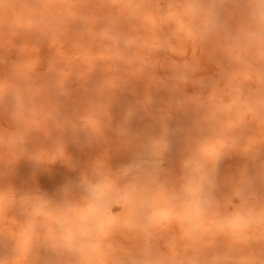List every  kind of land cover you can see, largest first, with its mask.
Here are the masks:
<instances>
[{
	"label": "clouds",
	"instance_id": "1",
	"mask_svg": "<svg viewBox=\"0 0 264 264\" xmlns=\"http://www.w3.org/2000/svg\"><path fill=\"white\" fill-rule=\"evenodd\" d=\"M106 4L117 11L109 14L106 25L99 29L95 16L80 15L76 11L78 4L68 0H37L33 4L0 0V16L18 10L25 22H31L33 29L50 36L54 43L66 35L70 24L79 22L83 31L73 45L87 40L106 48L110 67L123 66L134 77L150 74L152 83L170 92L185 85L206 91L207 95L197 92L177 103L200 111L202 118L216 127V136L224 143L212 157L200 149L183 159L180 181L169 190L160 182L161 158L170 148L165 130L159 137H149L143 151L116 172L98 165L91 175L82 176L76 185L77 200L68 198L70 190H65V198L58 205L43 195L22 196L21 210L28 221L41 224L47 223L50 215L63 217L74 208L91 211L87 218H77L70 231L57 222L53 223L52 233L41 228L48 247L71 258L68 264H234L228 256L184 261L168 242L178 246L182 241L196 240L213 221L211 233L225 234L237 241L264 240V203L257 202L251 183H238L232 194L238 203L228 208H221L216 196L219 149L239 141L249 122L264 126V0H106ZM146 15L155 16L161 29V37L151 45L120 26L121 17L138 21ZM191 49L204 50L209 61L219 66V76H197L201 70L198 57L185 58ZM162 51L180 58L167 63L170 75L166 78L156 74L165 67L156 55ZM29 63L33 72L35 61L15 66L17 76L26 82L29 79L20 68ZM5 82L7 87L3 86ZM8 100L14 105L12 119L21 127L0 134V144L24 142L29 113L39 112L43 120H52L61 129L68 123L57 120L51 111L37 104L29 83L20 86L0 81V106ZM138 103L149 108L155 102L145 96ZM72 129L75 134V125ZM117 131L124 133L122 128ZM61 146L63 141H57L55 147ZM160 191L165 193L174 214L165 223L174 230L166 238H162L161 225L152 214L153 196ZM106 212L115 217L107 227ZM116 230L131 233L141 241L125 261L116 256L120 251L112 239ZM239 264H264V258L250 256Z\"/></svg>",
	"mask_w": 264,
	"mask_h": 264
},
{
	"label": "rangeland",
	"instance_id": "2",
	"mask_svg": "<svg viewBox=\"0 0 264 264\" xmlns=\"http://www.w3.org/2000/svg\"><path fill=\"white\" fill-rule=\"evenodd\" d=\"M13 2L33 4L37 0ZM68 2L78 4L76 11L80 15L95 16L97 29L104 27L107 16L117 11L109 8L106 0ZM120 26L142 36L145 45L161 37L158 20L153 15L138 21L121 17ZM33 28L18 10L0 16V81L20 86L29 83L37 104L51 111L57 120L68 123L61 129L54 121L43 120L39 112L29 113L24 142L0 144V264H68L71 258L50 249L41 228L52 233L53 223L57 222L70 231L77 218H87L91 211L74 208L63 217L50 215L48 222L41 224L28 221L21 210L20 197L43 195L58 205L65 198V190H70L68 198L77 200L76 185L82 176L91 175L98 165L116 172L143 151L149 137H159L165 130L170 148L161 158L160 182L170 190L180 181L183 159L200 149L212 157L224 140L216 136V127L204 120L200 111L177 103L201 92L200 89L185 85L170 92L163 85L152 83L150 74L134 77L123 66L110 67L106 48H98L87 40L73 45L83 31L79 22L70 24L66 35L56 43ZM156 55L165 64L156 74L166 78L170 75L167 63L180 58L163 51ZM192 55L200 63L197 76H219V66L209 61L204 50L191 49L185 58ZM32 61L36 62L33 72L31 63L20 68L29 79L26 82L17 76L15 66ZM3 86L7 87V82ZM145 96L153 98V106L145 108L138 103ZM13 110L10 100L0 106V134L21 127L12 119ZM34 123L38 126L34 127ZM121 128L123 134L117 131ZM57 141H63L64 146L56 148ZM219 151L216 196L220 207L238 203L232 194L241 180L251 183L257 202L264 203V126L249 122L239 141L230 142ZM152 214L161 225L162 238L172 235L174 230L165 223L174 214L163 191L153 196ZM114 221L110 213L104 214L106 227ZM214 228L215 221L200 238L182 241L178 246L168 242L169 247L184 261L201 258L211 261L213 257L228 256L239 264L250 256L264 258V240L237 241L225 234L211 233ZM112 239L120 249L116 256L122 261L141 246L138 237L120 230L114 231Z\"/></svg>",
	"mask_w": 264,
	"mask_h": 264
},
{
	"label": "bare ground",
	"instance_id": "3",
	"mask_svg": "<svg viewBox=\"0 0 264 264\" xmlns=\"http://www.w3.org/2000/svg\"><path fill=\"white\" fill-rule=\"evenodd\" d=\"M32 50H33V49H32ZM6 54H7V53H6ZM5 57H6V55H5ZM4 59H5V58H2L1 61H4ZM8 62H9V61H8ZM77 142H78V141H77ZM73 144H74V143H73ZM78 146H79V145H78ZM79 154H80V153H79Z\"/></svg>",
	"mask_w": 264,
	"mask_h": 264
}]
</instances>
